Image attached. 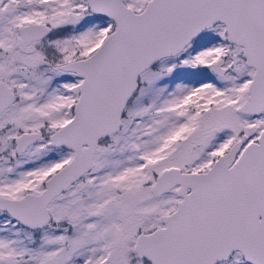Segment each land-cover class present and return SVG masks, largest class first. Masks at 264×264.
I'll return each mask as SVG.
<instances>
[{
  "label": "snow or ice",
  "instance_id": "6c2138e0",
  "mask_svg": "<svg viewBox=\"0 0 264 264\" xmlns=\"http://www.w3.org/2000/svg\"><path fill=\"white\" fill-rule=\"evenodd\" d=\"M0 264H264V0H0Z\"/></svg>",
  "mask_w": 264,
  "mask_h": 264
}]
</instances>
